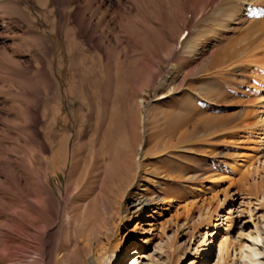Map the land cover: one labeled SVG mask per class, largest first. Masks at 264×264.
Here are the masks:
<instances>
[{"label":"rangeland","instance_id":"374dc122","mask_svg":"<svg viewBox=\"0 0 264 264\" xmlns=\"http://www.w3.org/2000/svg\"><path fill=\"white\" fill-rule=\"evenodd\" d=\"M15 1L0 264H264V0Z\"/></svg>","mask_w":264,"mask_h":264},{"label":"bare ground","instance_id":"6f19581e","mask_svg":"<svg viewBox=\"0 0 264 264\" xmlns=\"http://www.w3.org/2000/svg\"><path fill=\"white\" fill-rule=\"evenodd\" d=\"M4 1V0H3ZM53 1V0H52ZM16 3L15 0H7V2H3V4L5 5H11L13 3ZM2 5V4H0ZM40 6V5H39ZM18 10V9H17ZM78 16V15H77ZM78 21V20H77ZM81 27V26H80ZM80 29V28H79ZM264 131V130H263ZM264 136V132L262 134ZM264 139V138H263ZM263 141V140H262ZM139 168V167H138ZM219 221V220H216ZM218 227V226H216ZM218 229V228H216ZM124 248L122 247L121 243H117L115 245H113L112 247H110L108 249V251L106 252L104 258H102L103 260L101 261V264H118L119 260L121 259V257L124 255ZM207 253V249H202V254L199 255L198 260L201 261L202 259H204L203 257L206 256ZM93 257V256H92ZM94 259V257H93ZM91 261V260H90ZM96 261V260H95ZM199 261L197 262V264H200ZM95 263V262H94ZM195 263V262H194Z\"/></svg>","mask_w":264,"mask_h":264}]
</instances>
